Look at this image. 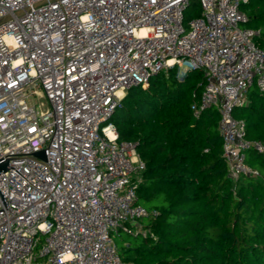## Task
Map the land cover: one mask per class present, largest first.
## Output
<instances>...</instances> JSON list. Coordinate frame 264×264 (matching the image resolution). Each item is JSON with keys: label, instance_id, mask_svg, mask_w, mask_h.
I'll use <instances>...</instances> for the list:
<instances>
[{"label": "built area", "instance_id": "1", "mask_svg": "<svg viewBox=\"0 0 264 264\" xmlns=\"http://www.w3.org/2000/svg\"><path fill=\"white\" fill-rule=\"evenodd\" d=\"M39 1L0 0V18L11 15L0 24V264H126L115 235L147 232L136 203L145 162L113 115L129 88L175 66L204 72L192 108H218L229 175L259 174L247 152L264 155V141L234 115L256 81L264 92L248 0Z\"/></svg>", "mask_w": 264, "mask_h": 264}, {"label": "trees", "instance_id": "2", "mask_svg": "<svg viewBox=\"0 0 264 264\" xmlns=\"http://www.w3.org/2000/svg\"><path fill=\"white\" fill-rule=\"evenodd\" d=\"M196 1H194L195 3ZM197 3V2H196ZM244 26L259 30L264 47V0L241 5ZM201 13L197 9L195 15ZM178 67L153 75L148 87L126 91L113 115L120 138L137 143L145 162L136 203L148 214L146 233L115 235L126 264H264V155L247 152L258 175H229L217 107L192 108L205 86L204 72ZM247 136L264 141V92L252 86L234 111Z\"/></svg>", "mask_w": 264, "mask_h": 264}, {"label": "rangeland", "instance_id": "3", "mask_svg": "<svg viewBox=\"0 0 264 264\" xmlns=\"http://www.w3.org/2000/svg\"><path fill=\"white\" fill-rule=\"evenodd\" d=\"M197 9H200V5L195 2L185 12V16L186 17H185V23L184 24H185L187 30L189 29V20L195 16V12L197 11ZM183 71H184V68L183 67L180 68V71L178 70V75L180 77L182 76V72ZM200 71H201V69H197L196 72L199 73ZM255 86H257V81L255 83ZM35 100H37L39 104L43 103L42 109H47V107L49 105V101H48V99L45 96H43V95L36 96L35 97ZM121 234L122 235H125V232L123 230H121Z\"/></svg>", "mask_w": 264, "mask_h": 264}, {"label": "water", "instance_id": "4", "mask_svg": "<svg viewBox=\"0 0 264 264\" xmlns=\"http://www.w3.org/2000/svg\"><path fill=\"white\" fill-rule=\"evenodd\" d=\"M50 1H54V0H42V1L36 2L34 4V7L37 8V7L44 6V5L48 4V2H50ZM30 10H31V7H27L26 9L18 10L16 12V14L17 15H22L26 11H30ZM10 18H11V15H5V16L1 17L0 18V24H2L3 22L9 20ZM137 86H139V85H137ZM43 154H44L43 152H40L39 153V155H43ZM8 164H9L8 160L1 161L0 162V172L8 170V168H9V165Z\"/></svg>", "mask_w": 264, "mask_h": 264}]
</instances>
